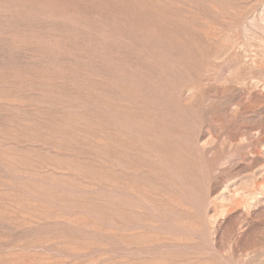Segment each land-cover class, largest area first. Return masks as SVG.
I'll return each mask as SVG.
<instances>
[{
	"label": "rangeland",
	"instance_id": "rangeland-1",
	"mask_svg": "<svg viewBox=\"0 0 264 264\" xmlns=\"http://www.w3.org/2000/svg\"><path fill=\"white\" fill-rule=\"evenodd\" d=\"M0 264H264V0H0Z\"/></svg>",
	"mask_w": 264,
	"mask_h": 264
}]
</instances>
